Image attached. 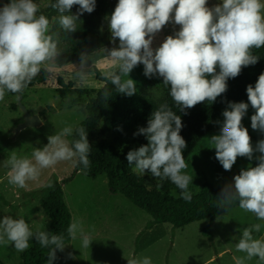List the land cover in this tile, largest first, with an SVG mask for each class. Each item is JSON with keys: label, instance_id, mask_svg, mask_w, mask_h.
<instances>
[{"label": "clouds", "instance_id": "1", "mask_svg": "<svg viewBox=\"0 0 264 264\" xmlns=\"http://www.w3.org/2000/svg\"><path fill=\"white\" fill-rule=\"evenodd\" d=\"M74 5L79 6L77 14H69ZM95 5L96 0H50L48 6L59 14L54 21L38 14L40 6L34 0H9L0 6V101L8 92L19 98L41 67L61 56L58 39L50 34L52 23L58 22L66 33L75 32L79 15L93 12ZM169 23L179 25V30L153 48L154 36ZM108 26L112 41L118 38L119 46L103 47L107 60V67L102 71L106 82L104 97L111 95L107 82L115 86L116 92L135 94L136 82L129 78V73L143 64L144 75L162 77L175 105L183 111L204 101L214 102L227 91L229 78L237 77L243 67L258 62L259 57L253 50L264 47V0H221L211 8L207 0H118ZM89 67L87 52H81L75 76L84 78ZM246 92L255 110L251 128L264 133V72L259 74L254 86L246 87ZM248 107L243 101L229 102L222 113L220 134L209 139L215 148V158L226 171L231 170L237 157L252 160L254 152L259 153L255 166L242 168L233 182L221 189L217 206L225 209L238 202L239 209L264 221V139L253 147L242 124ZM182 127L180 116L167 104L160 105L152 112L147 127L133 133L144 135L148 143L129 150L126 160L139 175L149 172L155 178L169 180L180 189L181 198L191 202L189 184L193 177L184 171L189 165L183 155L187 145L180 135ZM74 132L78 139H66ZM47 141L32 152L31 159L18 158L13 153L5 161L9 184L25 188L29 181H38L44 169L54 168L60 162H71L73 167L82 165L84 170L90 167L92 146L84 127H64L59 133L49 135ZM45 186L53 187L50 181ZM261 227L260 223H253L243 228L236 251L245 255L236 258V264H245L253 258L264 264V237L253 235ZM67 232L72 240L79 233L82 246L89 248L92 239L84 234L78 221L74 220ZM33 238L41 247L49 249L47 264H52L57 258L56 252L63 251L66 244L62 235H49L42 230L34 232L23 218H0V244L23 252ZM127 261L128 264H152L149 257Z\"/></svg>", "mask_w": 264, "mask_h": 264}, {"label": "rangeland", "instance_id": "2", "mask_svg": "<svg viewBox=\"0 0 264 264\" xmlns=\"http://www.w3.org/2000/svg\"><path fill=\"white\" fill-rule=\"evenodd\" d=\"M42 1L34 0L36 3ZM8 2L9 0H0V6ZM220 2L221 0H207V6L211 8ZM38 14L48 17L50 13L44 6L40 8ZM110 16L111 14L97 18L99 28L111 39V44L107 48L119 46L118 38L115 42L111 38L108 26ZM179 27L173 23L165 25L154 36L152 47H158L167 36L174 35ZM88 57L90 67L84 78L75 76L79 62L70 61L62 67L52 63L43 66L51 72L46 83L24 90L22 103L30 114L39 116L40 125L27 126L16 132L24 117L17 105L16 94L8 92L4 100L0 101V218L4 216L23 218L34 232L47 229L51 225V218L43 209L42 200L49 190L45 185L56 179L61 183L64 201L71 213V223L74 220L78 221L84 234L92 239L89 248H84L78 233L77 238L71 239L70 245H66L64 250L60 251L62 259L57 264H128L129 259L143 257H149L152 264H236V258L245 255L236 251V244L243 228L260 223L262 225L260 232H264V221L257 220L253 214L244 212L238 206L221 213L212 225L211 232L215 245L219 250L227 249L217 254L215 245L213 246L201 231L207 219L194 221L174 230L170 223H159L146 228L151 216L121 193L109 191L104 173L93 178L82 171H75L71 162H60L54 168L44 169L39 180L29 181L25 188L8 183L9 168H6L4 163L13 153L18 158L31 159L36 148H42L47 144L49 135L59 133L67 126L74 129L86 116V111L81 105L69 104L71 99L69 94L63 97L58 95L56 77L60 76L64 82L73 83L76 88L73 97L80 95L85 100L90 99L102 85L95 77V70L102 73L107 67V60L103 50ZM143 69V64L136 66L129 73V78L136 82V88L140 93L147 98L153 97L159 93L163 79L159 76L148 78L144 75ZM243 102L249 104L242 119L243 126L249 134L260 133L251 128V116L255 110L248 100ZM227 107L228 105L221 107L213 115L211 123L214 128L200 139L185 160L189 166L184 171L193 177L192 183L189 184V191L192 193L198 192L204 182L215 186L225 184L234 170L248 168L257 160L255 157L259 155L258 152H254L252 160L237 157L231 170L226 171L215 158V148L211 147L209 139L212 135L220 134L224 121L222 113ZM103 133L105 132H99L97 138L104 135ZM66 139L71 140V136ZM258 141L251 140L253 147ZM121 145L126 146L125 143ZM132 148L136 149L137 143L132 144ZM260 232L254 233V237H264L259 235ZM25 251L17 252L10 245L0 244V260L5 264H20ZM245 264L259 262L253 258Z\"/></svg>", "mask_w": 264, "mask_h": 264}, {"label": "trees", "instance_id": "3", "mask_svg": "<svg viewBox=\"0 0 264 264\" xmlns=\"http://www.w3.org/2000/svg\"><path fill=\"white\" fill-rule=\"evenodd\" d=\"M49 3L50 0L37 2L40 8L45 6V10L50 13L48 18L50 21H54V18L59 14L48 6ZM117 3L118 0H96L93 12H84L79 15L77 30L72 33L64 32L58 22H53L50 34L58 39V47L61 50V56L53 63L62 67L70 61L79 62L81 52H87V55L90 56L103 50V47L107 48L111 44V39L99 28L97 18L111 14ZM78 7L74 5L69 14H77ZM253 53L258 55V62L255 65L243 67L237 77L229 78L225 93L212 103L204 101L183 111L175 105L169 95V88L165 87L163 82L159 93L149 98L139 90L131 96L116 92L115 86L111 82H107V91L111 95L105 98L103 93L106 82L102 73L96 69L95 77L102 82V85L96 90L93 97L85 100L80 95L73 97L72 95L76 91L73 83L64 82L60 76H57L58 95L63 97L69 94L71 96L69 104L81 105L86 111V116L75 128L84 127L86 129L87 140L92 146L89 156L90 167L84 170L82 165H78L75 167V171H82L85 175L93 178L104 173L107 177L109 191L121 193L151 216L146 228L159 223H170L174 230L194 221L207 219L202 233L212 243L210 232L212 222L224 211L238 206V202H236L225 209L218 207L219 194L226 184L233 182V177L238 175L241 169L234 170L228 181L221 186L204 182L198 192L192 193L191 202H186L180 196V189L169 180H160L149 172L140 176L133 171L134 165L128 164L126 154L129 150H134L132 144L137 143L138 148L148 143L144 135H133V133L137 132L140 127H147L152 112L156 111L160 105L167 104L182 120L183 127L180 135L187 145L183 149L186 160L200 139L214 128L211 119L221 107L228 105L229 102L248 100L246 87L249 84L254 86L259 74L264 72V47L254 49ZM50 76L51 72L42 66L40 73L26 89L46 83ZM99 132L105 133L97 138ZM249 135L251 140L264 139V133L261 132ZM78 138L75 132L71 136V140ZM123 143L126 146H122ZM257 163L258 160L249 167L255 166ZM51 183L53 187L49 188L42 200L43 209L50 215L51 225L43 231H47L49 235H62L64 242L68 243L71 239L67 232L71 224V213L64 201L61 183L56 179ZM158 184L162 186L158 188ZM30 241V247L23 253L20 264H47L49 249L41 247L34 238ZM59 256L60 251L58 250L57 258L52 264ZM0 264L5 263L0 260Z\"/></svg>", "mask_w": 264, "mask_h": 264}, {"label": "water", "instance_id": "4", "mask_svg": "<svg viewBox=\"0 0 264 264\" xmlns=\"http://www.w3.org/2000/svg\"><path fill=\"white\" fill-rule=\"evenodd\" d=\"M22 98H23L22 95H19V98H17V105L22 110L24 117H23V121L16 128V132L27 126H36L41 124V120L38 115L30 114L28 112V110L22 103Z\"/></svg>", "mask_w": 264, "mask_h": 264}, {"label": "crops", "instance_id": "5", "mask_svg": "<svg viewBox=\"0 0 264 264\" xmlns=\"http://www.w3.org/2000/svg\"><path fill=\"white\" fill-rule=\"evenodd\" d=\"M214 221H215V220H214ZM214 221L212 222V224H211V226H210V232H211L212 225H213ZM206 223H207V222H206ZM202 228H203V227H202ZM177 229H178V228H177ZM176 231H177V230H176ZM201 231H202V229H201ZM211 235H212V244H213V246H214L216 243H215V241H214V238H213V234H212V232H211ZM259 235H263V236H264V232H260ZM70 243H71V239H70V241H69L68 243L65 244V246H66V245H70ZM214 247H215V251L217 252V254H219L220 252H224V251L227 250V249H221V250H219V249L217 248L216 245H215ZM61 259H62V253L60 254V256L58 257V259L56 260V262H55L54 264H57L58 261H60Z\"/></svg>", "mask_w": 264, "mask_h": 264}]
</instances>
